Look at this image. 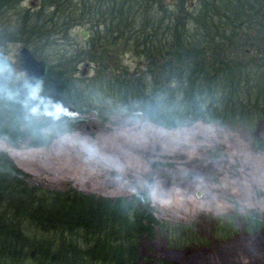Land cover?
I'll return each mask as SVG.
<instances>
[{
  "label": "rangeland",
  "instance_id": "rangeland-1",
  "mask_svg": "<svg viewBox=\"0 0 264 264\" xmlns=\"http://www.w3.org/2000/svg\"><path fill=\"white\" fill-rule=\"evenodd\" d=\"M31 1L24 0L22 4L0 9V111L11 109L15 112L17 107L30 122L44 124L62 115L57 112V106L67 112L71 107H77L79 111L75 113L88 120L78 129L79 137L75 143L101 140L112 162H126L123 167L111 168L115 173L121 171L119 168L123 169L118 177L121 179L113 180L108 179L111 178L109 175L101 176V180L97 172H106L94 168V173L89 174L75 162L68 167L67 179L61 183L57 193L79 189L85 194H96L98 192L92 191L95 186L94 189H103L108 194L103 195L105 199L120 197L139 205L137 207L145 211L143 213L151 221L155 235L152 246L157 254L163 251L165 254L169 249L177 251L176 254L196 251L203 243L207 248L200 253L213 248L210 253L200 254L206 263L220 264V258L219 261L237 263L240 260L243 264H252L248 256L260 249V240L254 238L250 223L252 220L264 221V183L261 181L264 180V152H260L261 155L253 149L256 141L264 139L263 134L259 130L251 132L250 123L239 118L233 124L230 114H225L228 111L224 103L218 102L224 93L221 85L212 98L206 97V104H212L218 111L186 123L178 132L157 128L158 122L148 115V107H154L158 114L170 119L171 107L175 103L180 105L184 98L178 93L182 83L179 72L173 79H168L162 73L164 64L159 62L160 55L158 59L154 51L143 47V38L138 35L132 40L127 36L126 42L122 40L110 45L109 58L103 62L104 65L89 62L90 23L77 26L71 23L81 14H85V21L90 20L89 16L101 18L103 15V18L110 19L106 23L112 29L110 7L113 4L110 0H37L34 8L30 6ZM176 3L174 0L173 7L167 6L168 3L165 7L176 10L179 8ZM194 4L196 1L187 0L185 10L193 13ZM129 6L135 11L137 30L143 27L151 29L147 24L160 19L155 0H140L139 4ZM117 8L112 10L117 11ZM215 22L219 25L223 21L216 19ZM182 23L181 20L179 29ZM186 23L188 29L201 25L196 18ZM100 26L103 34V21ZM81 28L90 34L88 39H81ZM34 31L42 34L33 37L30 34ZM22 47L28 48L35 59L46 63L48 74L44 79L35 81L23 73L18 61ZM84 64L88 67L85 77H82ZM159 66L161 68L158 69ZM65 70L69 76L59 78L58 73ZM112 79L115 85L109 87ZM37 84L40 85L39 96L33 97L31 89ZM124 90H128L126 98ZM129 93L138 98L134 104H130ZM190 97L187 96L188 99ZM246 97V93L241 94L239 101L246 104L249 99ZM202 98L199 100L201 103L204 102ZM251 103L252 106L256 104L255 100ZM155 116L158 117L157 114ZM85 124L96 126L92 131L95 134L85 133ZM154 132L156 137L152 135ZM159 133L165 134L162 139L158 137ZM143 144L154 151L160 146H173L177 151L173 156L187 167L174 173L151 171L141 155L143 149L139 146ZM93 157L90 159L94 163ZM188 169L197 171L196 181L184 179V172ZM261 170L262 174L255 176ZM149 178L153 179L150 186L147 185ZM245 179L257 180L256 199L245 190L242 182ZM112 185V190H105ZM128 218L131 221L132 214Z\"/></svg>",
  "mask_w": 264,
  "mask_h": 264
},
{
  "label": "trees",
  "instance_id": "trees-1",
  "mask_svg": "<svg viewBox=\"0 0 264 264\" xmlns=\"http://www.w3.org/2000/svg\"><path fill=\"white\" fill-rule=\"evenodd\" d=\"M175 1L179 8L172 11L174 26L169 27L171 30L161 38L152 34L158 27L157 22L147 24L151 29H136L135 11L127 5H137L140 0L109 1L113 4V8L110 7L112 29L106 23L110 19L103 15L95 19L89 16L90 20L85 21V14H81L71 23L75 26L90 23L94 35L90 39L89 62L104 65L109 58L110 45L132 40L138 35L143 38V47L160 55L164 64L162 73L168 79H173L179 72L182 83L178 93L184 98L181 106L173 104L170 119L162 117L154 107H148L147 113L158 122L157 128L178 132L186 123L218 111L212 104H206V97L212 98L221 85L224 93L218 102L224 103L228 111L225 114H230L233 124L239 118L250 123L251 132L259 130L264 137V0H193L196 1L193 13L185 10L187 0ZM114 7H118L117 11L112 10ZM195 18L201 25L188 29L184 23ZM216 19L223 21L219 22L220 26ZM100 20L104 22L103 34ZM34 32L30 34L33 37L42 34ZM243 49L249 50L250 54H245ZM80 59L82 61L83 57ZM58 76L62 78L69 74L65 70ZM112 85H115L113 79L108 86ZM127 92L124 90L125 98ZM243 93L249 98L246 104L239 101ZM200 97H203V103L199 102ZM224 99L227 100L222 102ZM253 99L254 106L250 104ZM135 100L138 98L131 94L130 104ZM76 109L71 107L67 114L62 111L61 116L44 124L30 122L17 107L15 112L11 109L0 111V264H210L200 254L210 253L213 248L200 253L207 248L203 243L196 251L176 254L177 251L169 249L165 254L164 251L157 254L152 246L155 235L151 221L139 205L124 198L105 199L103 195L108 194L103 189H94L95 186L92 191L102 195L85 194L79 189L57 193L67 179L68 167L75 162L89 174L94 173L95 168L106 172H97V177L109 175L111 178L108 179L112 180L121 179L118 177L123 169L119 168L121 171L116 174L111 168L126 164L120 160L112 162L101 140L75 143L79 137L78 129L88 120L80 114L73 115ZM152 135L156 137L157 133ZM164 135L159 133L158 137L162 139ZM26 141L28 144L25 145ZM139 147L143 149L141 155L146 161L145 166L155 173H174L187 167L173 156L177 152L173 146H160L155 151L144 144ZM262 149L264 139L256 141L253 150L260 153L264 152ZM91 156H94V163ZM261 174L262 170L255 176ZM242 182L248 194L256 199L257 180ZM114 185L105 190H112ZM250 227L254 238L260 240V249L248 258L252 264H264V221L252 220ZM219 259L220 264H243L240 260L230 263Z\"/></svg>",
  "mask_w": 264,
  "mask_h": 264
},
{
  "label": "water",
  "instance_id": "water-1",
  "mask_svg": "<svg viewBox=\"0 0 264 264\" xmlns=\"http://www.w3.org/2000/svg\"><path fill=\"white\" fill-rule=\"evenodd\" d=\"M80 37L82 39H86L87 32L84 28H81L79 30ZM20 67L22 68L23 73L32 80L40 81L44 79L48 73V67L46 63L42 60H37L34 58V56L31 54V52L26 47H22L19 52V59ZM88 67V64H84L82 69V77H85L86 69ZM96 126L85 124L83 126V131L85 133H89L90 131H95ZM184 179L186 181H196L198 179V173L194 169H188L184 172ZM153 182L152 178L147 179V185L150 186ZM197 196H199V193H197Z\"/></svg>",
  "mask_w": 264,
  "mask_h": 264
},
{
  "label": "flooded vegetation",
  "instance_id": "flooded-vegetation-1",
  "mask_svg": "<svg viewBox=\"0 0 264 264\" xmlns=\"http://www.w3.org/2000/svg\"><path fill=\"white\" fill-rule=\"evenodd\" d=\"M24 0H0V9H8L10 8L11 6H16L17 4H22ZM167 4V6L169 7H173V4H174V0H167V2L165 0H155V4L157 6V9H158V12H159V15L158 16L160 19L159 21H157V24H158V27L153 30L154 32L152 33L154 36L158 35V37H161V36H165V33L168 34L169 30V27L173 26L172 25V20H173V13L171 10H169L168 8L165 7V4ZM37 4V0H32L30 2V6L32 8H34ZM93 19H95V17H93ZM164 22L166 24V26L168 27H164V28H159V26H164ZM94 24V23H93ZM160 24V25H159ZM93 33V32H92ZM94 35V34H93ZM93 35L91 37H93ZM90 37V34H87V37L86 39H88ZM82 39V38H81ZM86 39H82V40H86ZM91 39V38H90ZM94 41V40H93ZM21 50V49H20ZM109 50V48H108ZM243 52L247 55L250 54V51L247 50V49H243ZM159 54L157 55V58H158ZM162 57H165V55H162ZM159 59V58H158ZM157 59V60H158ZM160 60V59H159ZM161 65H163L162 63V60L159 61ZM158 69L161 68V66L157 67ZM48 74V73H47ZM92 132V131H90ZM89 132V133H90Z\"/></svg>",
  "mask_w": 264,
  "mask_h": 264
},
{
  "label": "clouds",
  "instance_id": "clouds-1",
  "mask_svg": "<svg viewBox=\"0 0 264 264\" xmlns=\"http://www.w3.org/2000/svg\"><path fill=\"white\" fill-rule=\"evenodd\" d=\"M39 92H40V85L37 84V85H35V86L32 87V89H31V96L38 97L39 96ZM56 110H57V112H62L63 111V112H65V114H67L66 110L62 109L59 106H57V109ZM76 111H79V110L78 109L74 110L72 114L75 115V112ZM145 203H147V201H145Z\"/></svg>",
  "mask_w": 264,
  "mask_h": 264
}]
</instances>
